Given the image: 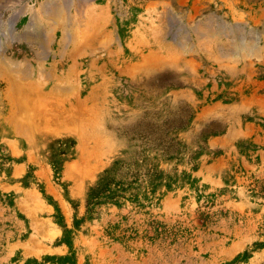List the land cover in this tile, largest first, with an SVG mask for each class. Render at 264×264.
Here are the masks:
<instances>
[{
	"label": "rangeland",
	"instance_id": "374dc122",
	"mask_svg": "<svg viewBox=\"0 0 264 264\" xmlns=\"http://www.w3.org/2000/svg\"><path fill=\"white\" fill-rule=\"evenodd\" d=\"M0 264H264V0H0Z\"/></svg>",
	"mask_w": 264,
	"mask_h": 264
},
{
	"label": "bare ground",
	"instance_id": "6f19581e",
	"mask_svg": "<svg viewBox=\"0 0 264 264\" xmlns=\"http://www.w3.org/2000/svg\"><path fill=\"white\" fill-rule=\"evenodd\" d=\"M52 32V30H49V33H51Z\"/></svg>",
	"mask_w": 264,
	"mask_h": 264
}]
</instances>
